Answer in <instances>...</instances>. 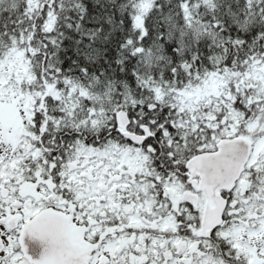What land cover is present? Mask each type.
Listing matches in <instances>:
<instances>
[{"label":"snow or ice","instance_id":"obj_1","mask_svg":"<svg viewBox=\"0 0 264 264\" xmlns=\"http://www.w3.org/2000/svg\"><path fill=\"white\" fill-rule=\"evenodd\" d=\"M0 264H264V0H0Z\"/></svg>","mask_w":264,"mask_h":264}]
</instances>
